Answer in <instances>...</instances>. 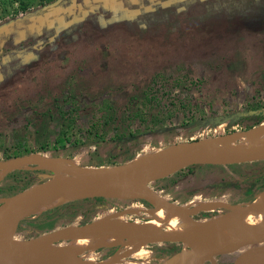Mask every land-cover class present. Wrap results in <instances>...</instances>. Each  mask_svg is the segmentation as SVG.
<instances>
[{"label":"rangeland","instance_id":"374dc122","mask_svg":"<svg viewBox=\"0 0 264 264\" xmlns=\"http://www.w3.org/2000/svg\"><path fill=\"white\" fill-rule=\"evenodd\" d=\"M53 1L0 0V161L14 153L10 138L17 134L29 139L32 151H17L13 157L44 155L37 148L45 142L50 155L78 167H95L126 163L165 145L194 139L233 134L230 142L236 144L247 131L244 127L257 121L259 113L246 117L243 112L240 89L245 90L247 79L253 90L264 91V0H56L41 9ZM191 91H197L201 101L192 98ZM211 91L232 94L229 101L208 111L202 99L210 97ZM180 101L190 108L183 112L174 108ZM258 104L264 106V98ZM58 107L77 109L64 139ZM228 118L234 121L232 132L225 133ZM258 123L264 124V116ZM93 129L98 136L87 134ZM122 132L134 137L115 140L114 135ZM257 139L263 140L264 132ZM228 167L238 182L264 172V161ZM201 168L214 167L204 163ZM4 171L0 203L36 172L46 170ZM177 181L174 172L143 184L151 188L158 184V188ZM263 181L264 176L259 179L260 184ZM108 192L107 197L77 198L42 215L26 216L19 223L17 239L116 211L122 220L150 224L145 214L152 209L149 202L119 197L125 192L119 188ZM133 244L135 248L120 246L115 262L106 264H158L179 246ZM95 253L90 255L94 260ZM222 254L229 259L224 263L235 256Z\"/></svg>","mask_w":264,"mask_h":264},{"label":"water","instance_id":"95a60500","mask_svg":"<svg viewBox=\"0 0 264 264\" xmlns=\"http://www.w3.org/2000/svg\"><path fill=\"white\" fill-rule=\"evenodd\" d=\"M56 2L55 0L52 3L45 4L41 9L50 7ZM37 159L52 160L55 162L57 169L50 170L41 167L36 164ZM15 160L20 161L16 165H10ZM261 160H264V144L261 143L254 147L246 148L238 147L231 143L226 138V135L172 143L136 156L129 162L106 166L78 167L70 160L64 158L48 157L35 153L2 160L0 161V170L2 168H7V170L24 168L32 171H46L37 174L9 197H2L6 199V202L3 209L4 217L0 220V264H80V261L74 256L64 257L58 255L50 247L59 244H54L55 242L67 241L93 232H101L119 237L121 240H128L142 245L179 242L187 250L193 252L197 264L204 262L216 264L213 258L214 255L204 252L198 245L196 241L197 235L183 232L176 233L161 225L155 227L134 220L103 223L101 217L80 225L68 224L35 237L21 240L17 239V232L20 221L26 217L33 201L45 190L69 195L70 197H65L59 201V204H61L77 198L110 196L108 187L111 185L116 186L120 180H122L123 185L131 188L136 181L147 184L150 181L161 179L193 164L209 162H213V164H236ZM26 163L30 165H25ZM125 196L134 199H144L147 202H149L148 200L155 201L184 219L186 223H196L186 217L180 208L181 206L169 202L154 192L148 191V193L139 194L132 191ZM249 202L240 206V208H253V206L249 205ZM232 217L233 222L236 223L238 220L234 216ZM204 219L207 218L202 220ZM236 225L244 231V235L238 240V244L242 249L228 264H264V245H262L264 243V220L258 223L260 232L255 236L249 235L248 228L244 223L238 222ZM126 228H139L144 235L138 237V235L126 230ZM245 245L248 246L243 248ZM257 256L262 260L261 263L253 262V258ZM184 260L189 261L187 252L184 248H181L159 264H180Z\"/></svg>","mask_w":264,"mask_h":264},{"label":"bare ground","instance_id":"6f19581e","mask_svg":"<svg viewBox=\"0 0 264 264\" xmlns=\"http://www.w3.org/2000/svg\"><path fill=\"white\" fill-rule=\"evenodd\" d=\"M264 132V124L250 128L249 130L242 132V138L239 143L235 145L238 147H254L258 144H264V141L258 140L257 137ZM240 136V135H239ZM233 134L226 135V138L231 141ZM264 140V139H263ZM20 160H15L10 163V165H16ZM214 162V160H213ZM213 162H209L213 164ZM36 164L41 167H45L50 170L57 169V166L54 161L46 159H37ZM9 167V166H5ZM7 168H2L0 170V175L4 173ZM118 184L111 185L108 188H119L125 192H121L119 197H125L127 193L135 191L139 194H144L150 192V190L141 184V182H134L133 187H128L123 185L122 180L117 182ZM147 185V184H146ZM46 194L38 196L30 206L27 211L26 216H37L42 212L52 209L55 206L59 205V201L65 197H70L67 194L61 192H54L52 190L43 191ZM2 202H6V199H2ZM149 203L153 206L152 209L146 210L145 214L148 220L150 221L149 225L152 226H163L172 232H183L191 233L197 235L196 241L198 245L208 254H214L217 250L223 248L231 242L238 241L243 235L244 231L237 226L238 222L244 223L248 228V233L250 236L258 235L260 232V227L258 223L264 220V189L259 191L256 196V199L253 202H249L250 206L253 208H240V206H233L230 212L219 215L218 217L207 218L204 220L197 221L194 224L186 225L184 219L180 218L176 214L172 213L167 208L163 207L155 201L148 200ZM4 205L5 203H0V220L4 217ZM220 205V204H219ZM213 204L205 205V208L212 209ZM182 212L187 213V207H180ZM121 212H113L102 217L103 223H110L111 221H123L119 217ZM238 220L236 223L233 222V217ZM128 231H132L136 235L141 236L144 233L139 228H126ZM58 243V242H57ZM132 247L135 248V245L128 240H121L119 237H114L108 234H103L101 232H93L85 236H77L75 238L69 239L63 243H60L50 249L61 256L70 257L74 256L80 264H106L107 262L115 260V253L113 252L110 255H107L103 259L94 260L91 255L92 252L105 248L110 249L113 247ZM182 248L187 252L186 263L181 264H197L195 262V255L191 250H187L184 245ZM124 249V248H123ZM124 256V255H122ZM115 262V261H114ZM119 262V261H118ZM254 263H261L262 260L259 256L253 258Z\"/></svg>","mask_w":264,"mask_h":264},{"label":"flooded vegetation","instance_id":"af4514ba","mask_svg":"<svg viewBox=\"0 0 264 264\" xmlns=\"http://www.w3.org/2000/svg\"><path fill=\"white\" fill-rule=\"evenodd\" d=\"M263 161L264 160H261V162ZM236 164H242V163H236ZM202 165H204V163L189 165L178 170L177 171L178 181L175 184H170L169 182L166 184L162 183L158 188H157L158 184H155L154 187L152 188L148 185V189L151 192H154L159 196H161L162 198L168 200L169 202L174 203L175 205L183 206L188 204L186 206L188 212L185 213V215L192 222H197L202 220L203 218H208L216 215H223L230 212L231 208L235 205L243 206L245 203L251 200H252L251 202H253L256 199V196L259 193V191L264 189V187L260 188L261 184H263L264 181L261 182L260 184L259 182L260 177L255 178L258 173L253 175L254 177H251L250 178L251 180L242 179L241 181L236 182L232 179L233 173L230 170V167H228L234 164H213L214 168H211L209 170H206V168L202 169L201 168ZM214 165H218L220 167ZM220 169L223 170V172L220 171ZM39 173L42 172H36V175ZM245 175L246 177L250 176V173H247ZM261 175L264 176V172H262ZM242 182H244V185ZM255 185L259 186L258 187L259 190L256 193H251ZM171 191L173 192V194H170L172 193ZM176 192H178V194L174 196ZM191 204H193V206H191ZM208 204H213L214 207L212 209L205 208V205ZM148 206L150 205L148 204ZM184 223L186 225H191L188 222L186 223L185 220ZM70 224L80 225L82 223L78 222V223H70ZM54 244H58V243L55 242ZM175 244L179 245L177 249V251H179L182 248V244L179 242L177 243L175 242ZM262 245H264V243ZM247 246L248 245H245L243 248ZM241 249L242 248L238 244V241L231 242L226 246H224L223 248L217 250L213 254L214 255L213 258L216 264H228L223 262V260L227 261L229 259H225L224 257H222L223 255L222 253H224L225 256L231 254L236 255L238 252L241 251ZM101 250L103 251L100 252ZM119 250H120L119 247H113L110 249L101 248L96 250L95 256H97L96 257L97 259H103L107 255H110L113 251L118 252ZM102 255L105 256H103L102 258L101 257ZM202 264H209V263L204 262Z\"/></svg>","mask_w":264,"mask_h":264},{"label":"trees","instance_id":"16d2710c","mask_svg":"<svg viewBox=\"0 0 264 264\" xmlns=\"http://www.w3.org/2000/svg\"><path fill=\"white\" fill-rule=\"evenodd\" d=\"M43 6V5H42ZM21 7L22 8H24L25 7V4H21ZM245 84H246V87H245V90L244 89H240V92H242L243 93V95H244V99H245V102H244V105H245V108H244V111L243 112H245L246 113V117H251V116H254V115H252V114H258V118H257V121H255L254 123H252V125H250V126H247V127H244V130H245V128L246 129H248V128H251V127H253V126H256V125H258L259 123L258 122H260L261 121V118L264 116V106H260L259 104H258V102L260 101V99H262V98H264V91L263 92H260L261 90H253L252 89V84L246 79L245 80V82H244ZM253 91L256 93V94H253ZM212 91H211V95H210V97H208V98H204V99H202V101H207V103H208V111H213V108L215 109L216 108V105H219L220 104V102L221 101H229V98H230V94H232V93H230V94H228V96H226V95H224V96H221V95H217V94H214L213 93V95H212ZM197 95H198V92L197 91H191V93H190V96L192 97V98H195V99H198V101H201L200 100V97H197ZM104 103V101L102 102V104ZM140 103H142V104H144L145 102H140ZM189 104V103H188ZM188 104H187V102H179L178 103V105H174V108H178V109H180V111L181 112H183V111H185L186 109H188V108H190V106H188ZM198 105H200V103H197ZM104 105H106V102L103 104V106ZM103 106H99V110L101 109L102 110V107ZM107 106V105H106ZM201 106V105H200ZM109 105H108V107H105L104 108V110L106 109H109ZM173 108V110L172 111H175V109ZM77 109H76V107H71V108H69V109H66V108H61V107H58V118H59V129H60V137L62 138V139H64V137L66 136V132H69V131H71L70 130V128H71V126H72V124L74 123V121H75V117H76V115H77ZM106 112H109V111H106ZM110 114H109V116H111V112H109ZM171 113L172 112H167V116H170L171 115ZM248 113H250V114H248ZM135 115L136 116H138L139 118H141L142 119V116L139 114V112L138 111H136L135 110ZM107 117L106 118V120L107 119H109L110 117ZM235 116H237V115H235ZM232 118V117H231ZM231 118H228V120H227V122L225 123V126H224V131H225V133H230V132H232V125H233V120H229V119H231ZM143 120V119H142ZM153 122H155V121H151V123H153ZM196 126V124L194 123L193 124V126L192 127H195ZM92 128V127H91ZM90 132V133H89ZM91 133H94V135H96V136H98V133H97V131L96 130H94L93 129V131H88L87 132V134H91ZM131 136H133L134 137V135H127V136H125V134L122 132L121 134H118V135H114V137H115V140H117V141H121L123 138H127V139H131L132 137ZM59 137V138H60ZM28 138L26 137V136H18V134L17 135H15V137H13V139L12 138H10V141H11V143H12V148L15 150L14 151V153H12L11 152V154H7V155H5L4 156V158H10V157H13V156H15L17 153V151H19V153L18 154H23V153H26V151H28V152H30V151H32L31 150V148L29 147V146H27L28 145ZM44 141V140H43ZM87 143L89 142V140H87L86 141ZM90 142H92V141H90ZM165 146H167V145H165ZM27 148H29V149H27ZM37 149H40V151H41V153L42 154H44V156L46 155L45 154V152L47 151V149H46V145H45V142H43V143H41L39 146H38V148ZM36 149V150H37ZM47 155L46 156H49V157H58V156H53L52 154L50 155L49 154V152L47 151ZM111 164H116V163H111ZM103 166V165H102ZM177 172V171H176ZM263 175H261V174H258V175H256V177L255 178H257V177H262ZM252 177H254V176H252ZM249 180V179H248ZM143 184V183H142ZM261 187H264V183L263 184H261V186H260V188ZM42 195V194H41ZM95 199H99V197H96ZM61 204H59V205H57V206H55L54 208H56V207H58V206H60ZM54 208H52V209H54ZM52 209H48V210H52ZM42 214H44V212L42 213ZM41 214V215H42ZM91 220V219H90ZM87 221H89V220H87ZM21 222V221H20ZM83 222H86V221H82L81 223H83ZM42 234V233H41ZM103 256H105V255H102L101 257H103ZM98 258H100V257H98Z\"/></svg>","mask_w":264,"mask_h":264}]
</instances>
